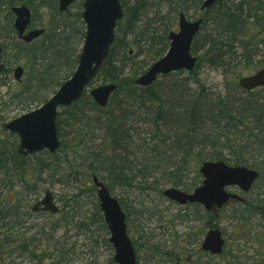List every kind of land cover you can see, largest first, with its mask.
<instances>
[{
  "label": "trees",
  "instance_id": "16d2710c",
  "mask_svg": "<svg viewBox=\"0 0 264 264\" xmlns=\"http://www.w3.org/2000/svg\"><path fill=\"white\" fill-rule=\"evenodd\" d=\"M120 1L124 18L117 24L110 55L96 78L117 85L108 105L99 106L88 90L85 91L80 100L59 112L57 126L61 148L54 154L44 150L23 156L18 152L16 134L9 132L8 137H3L5 132L8 133L3 129L8 106L19 101L26 106L39 107L72 76L85 37L83 0H76L71 7L75 8L73 12L71 9L61 12L59 0H0L3 58L7 61L8 51H14V58L22 61L27 70L26 77L16 81L17 87L7 92L9 98L0 96V264H68L78 255L77 241L70 243L71 231H74V236L84 237L82 245L88 248V253H92L93 247L99 244L113 249L96 195L94 176H98L112 193L114 186H120L160 191L162 194L161 186L165 183L184 190L193 189L192 184L186 182L192 161L201 164L206 160H223L230 165H245L259 170L261 176L254 187L264 180V87L247 91L238 84L243 76L238 69L240 64L252 68V72L264 67V48H261L264 46L261 38L264 35V0H219L203 11L201 31L192 44V52L198 56L195 68L161 76L164 81L158 79L148 86L139 85L138 77L167 52L169 34L177 26L175 22L179 14L200 11L203 0ZM151 1L157 8L164 4L169 10L139 25L143 11ZM15 5H27L32 9L31 26L39 25L45 29L41 37L31 43L18 38L13 24L12 7ZM41 8L48 9L50 16L37 23L36 11ZM76 38L78 41L75 43L79 47L72 41ZM131 44L138 49L129 50ZM144 46L148 47V57L137 60ZM120 50L125 52L117 57ZM205 68L224 70V92H213L202 82L200 75ZM11 71V66L5 63L2 73L6 75ZM228 72L234 75L233 80L227 76ZM1 78L0 83L4 84ZM168 78L170 83L167 84L165 80ZM142 108H155L151 119L147 117L149 110H146V118L140 119ZM140 122L151 125V130L147 132L148 138L139 143L137 138L141 134L135 125ZM67 127L72 129L73 136L69 149L64 138ZM96 142L97 147L94 145ZM139 144L142 158L133 159L129 147ZM254 150L257 153H253ZM68 151L80 161L81 184L86 187H80L77 193L64 201L61 219L50 225L38 224L40 228L27 236L22 218L33 212L28 199L31 194H39V183L47 181L43 176L56 177L52 181L61 183L64 175L78 174L70 168ZM64 164L69 166L68 170L62 168ZM158 173L165 174L161 179H155ZM151 178L154 180L147 182ZM20 185L23 189H17ZM257 195L263 197L257 200L247 198L244 204L234 202L228 220L230 224L246 229L250 237L253 234L255 244L260 245L262 251L250 255L246 254L247 249L242 254L240 248L244 244L235 247L236 254L231 251L234 246L225 248L223 253L229 257L226 264H264V226L259 220L264 219V187ZM119 201L130 221L125 199ZM194 205L198 213L195 212V218L183 215L186 222L206 219L201 214L200 205ZM206 215L210 219L218 212ZM209 222V228L219 226L211 220ZM62 227L65 228L63 235L57 236ZM239 233L238 238L247 236L242 231ZM227 235L229 239L230 233ZM195 242L193 238L190 243L195 245ZM134 245L138 252L136 241ZM195 247L185 248L180 254L168 247L165 249L161 244L156 251L168 264L194 263L189 261L194 252L199 259L212 257L204 253L197 243ZM242 256L246 257L245 263L240 261ZM109 264H115L113 258Z\"/></svg>",
  "mask_w": 264,
  "mask_h": 264
},
{
  "label": "water",
  "instance_id": "95a60500",
  "mask_svg": "<svg viewBox=\"0 0 264 264\" xmlns=\"http://www.w3.org/2000/svg\"><path fill=\"white\" fill-rule=\"evenodd\" d=\"M218 0H205L202 10L211 7ZM75 0H60L61 11H66ZM83 20L86 24L85 41L80 54L78 66L74 74L65 81L57 92L39 108L27 112L3 125L5 130L16 133L19 137L18 152L30 155L48 150L57 152L61 147L57 120L59 110L70 106L79 100L86 88L93 82L105 60L110 55L115 41L118 21L124 17L120 0H84ZM16 14L15 28L25 41H32L43 33V29L30 30L25 33L31 21V10L26 5L13 7ZM203 19L188 20L184 13L180 14L179 31L169 35L170 47L168 52L137 79L141 86L153 84L160 75H166L177 70H192L196 66L197 57L191 53L195 36L201 28ZM2 47H0V75L4 64L1 62ZM24 69L18 66L14 76L21 80ZM239 85L246 90L264 86V68L239 79ZM117 89L115 83L94 87L90 95L101 107L108 105L112 93ZM200 172L202 184L193 192H185L178 188H167L164 195L180 204L199 203L205 209H218L231 199L244 200L237 193L228 190L236 186L242 191H249L259 172L244 165L232 166L223 160L203 162ZM98 187L97 196L104 220L108 226L109 241L114 249L116 264H137L136 251L127 230L126 214L119 200L111 194L104 182L94 176ZM51 190L39 200L33 210L59 212ZM226 240L220 228L210 229L202 242V249L212 254H221Z\"/></svg>",
  "mask_w": 264,
  "mask_h": 264
},
{
  "label": "rangeland",
  "instance_id": "374dc122",
  "mask_svg": "<svg viewBox=\"0 0 264 264\" xmlns=\"http://www.w3.org/2000/svg\"><path fill=\"white\" fill-rule=\"evenodd\" d=\"M153 2L154 1H151L148 7L145 8V10L143 11L144 16L142 17V22H140L139 25L144 24L143 22L146 21L148 18H152L153 16L158 15L159 13L164 14L169 10L168 6L164 4L157 8V6H154ZM71 11L72 12L75 11V8H71ZM36 15L38 19L37 23L41 21L44 22L45 19L49 18L50 12L46 8H41V9H37ZM188 15L190 16V18H195V17H199L202 14L200 13V11L196 12L194 10H190V12H188ZM175 25L177 26L174 27L172 30H178V19L176 20ZM261 38H263L264 40V35H262ZM76 40L78 41L77 38L72 40L74 41L75 46H77V43H75ZM80 48H82V45L80 46ZM261 48H264V46H262ZM130 49H133V51H136L138 48H136L134 45L131 44V46L129 47V50ZM147 50H148V47L144 46V51L137 60L146 59V57H148ZM124 52L125 51L120 50L117 52L116 56L120 57V55L123 54ZM134 53L135 52H132V54ZM13 54H14V51H8V56L6 58L7 61L4 60V62L5 63L8 62V65L11 66L12 68V71L10 73H7L6 75L3 74L1 78L2 80H4V84L0 83V96L4 95L5 99L9 98V96L7 95V92H9L10 89L12 90L17 87L16 80L13 75L14 68L19 64L25 68L23 76H22L23 79L26 77V72H27L25 64L22 61H17L14 58ZM128 66H131V65L129 64ZM128 69L129 68L126 69V72H128ZM238 69L242 73V75H248L253 71L252 68H246L243 66V64H240ZM186 75L187 74H183V76H186ZM200 76L203 80L202 82L211 91L224 92L225 73L223 69L222 70L219 69V71H217L215 69L213 70V69L205 68L202 70V74ZM227 76L231 80L234 79V75L232 74V72H228ZM159 80L162 81L163 79L160 78ZM169 80H170L169 78L166 79L165 83L167 84L170 83ZM105 83L106 82L103 81L102 79H95L92 85L90 86V88H92L93 86L103 85ZM36 108L38 107L34 105L26 106L25 104L19 103V101L18 102L14 101L8 106V112L6 113V117H7L6 121L15 119ZM154 109L155 108H142L140 110V116H141V117L139 116L140 119L143 120V118H146V114H147L146 110L150 111V114L147 117L151 119V117L153 116ZM173 125H175V123H173ZM135 126L138 132L141 134L139 135V138H137L139 143L141 142V140L144 142V139L148 138L147 132L151 130V125H147L143 122H140L136 124ZM1 128L2 127L0 126V130ZM71 130L72 129L68 127L64 129V132H65L64 138L66 142L69 143L67 149H69V147L71 146L70 145L71 140L73 139V136L70 132ZM8 134L9 132L8 133L5 132L3 137L6 138V135L8 137ZM11 139L13 140L14 138H11ZM94 145L95 147H97L98 142H96ZM140 147H141L140 144L135 145L134 147H129V154L131 158L133 159L142 158L140 154L143 155V153L139 151ZM253 153H257V151L254 150ZM134 155H138V156H134ZM247 156L251 157V154H248ZM68 157L72 165L70 168H74L78 172V174L75 173L73 176L71 174L69 177H65L68 175H64L61 183L53 182L52 180H55L56 177L51 179V177H47V174H45L43 178H45L47 181L46 182L42 181V183H39L40 184L39 194H34V195L31 194L29 196L28 200H29L30 207L33 206L36 201H38L44 196L45 191L47 189H50L55 195L57 204L61 207V210H63L64 201L68 199L72 194L77 193L80 187L81 188L86 187L83 184H81L82 170L79 167L80 161L77 159L75 160L76 157L74 156L73 153L69 151H68ZM200 166L201 164H198L196 161H192L191 162L192 170L186 178V182L189 184H192L193 189L196 186L200 185L202 181L201 174L199 172ZM62 168H65V170H68L69 166L68 165L66 166L64 164ZM164 174L165 173H158L154 176V178L161 179V176H164ZM154 178L147 180V182H152ZM263 182L264 180L260 181L257 184V186L254 187V189L247 194V198H253L254 200H257L259 197L260 198L263 197L262 195L261 196L257 195L259 191L263 190V187H264ZM168 187H172L171 184L165 183L164 185L161 186V191H164ZM20 188L23 189L21 185L17 187V189H20ZM112 194L116 196L118 199H125L126 201V204H127L125 205L126 210L130 212V221L128 220L129 233H130L132 240L134 242L136 241V245H138V252H137V258H139L138 264H156V263L157 264H168L167 260L164 259V256H162L161 254L158 253V251H156L157 249L156 247L160 246L161 244L163 245L165 249L166 247H168L169 249H173L175 253H180L185 248H188V249L196 248L195 247L196 243H197V246L199 247L200 242L202 241L203 236L206 233L207 227L204 225V222L210 221V220L213 223H217L219 227L222 229V231L224 232L225 237L227 239L226 249L234 246L233 250L231 249L233 254H236L237 249H235V247L238 246L239 244L241 245L244 244V246L240 248V251L242 254L245 253L247 249L248 251L246 252V254H250V255H256L257 253H261L262 251L261 246L255 244L253 234L250 237L247 233V230L246 229L243 230L242 226L240 227L238 225L235 226L233 224H230L228 220V214L230 213V210L234 207L233 205L224 207L218 213L217 216H214L213 218L210 217V219L206 215L203 207L200 206V210L201 209L203 210V211L201 210V214L205 216L206 219L203 221L200 220L198 222L197 221L186 222L183 215H189V218H195V212L198 213L195 205L190 204V203L181 205L176 201L170 200L165 195H163V193L161 194L160 191H154V190L142 191L140 188L124 189L123 187H120V186H114V190ZM238 207L242 208L244 207V205L238 206ZM90 208L91 210L93 209V207L91 206ZM63 213L62 211H60V213L58 214H53L50 212H43V211L31 212L29 216L22 218L23 223L25 225V228L23 230H25L27 236H30L34 234L35 231H37V229H39L40 226L43 225L44 223H46L47 225H50L53 222H56L57 220L61 219ZM256 218L259 219L258 216ZM259 220H260V223H262L264 226V219L263 220L259 219ZM38 224L40 225L39 227L37 226ZM64 229L65 228L62 227L58 231L57 236L63 235ZM201 230H202V234H198V232ZM236 231H239V232L242 231L243 233L247 234V236H244L245 238H238L239 234L241 233L239 232L236 233ZM73 232L74 231L70 232V236L71 234L73 235V237L72 236L70 237V241H71L70 243L72 245L73 244L72 241H77L76 252H78V255L73 261L69 262L68 264H109L110 259L113 258L114 256L113 249L111 248L109 249L105 245L99 244L98 246L93 247L92 253L91 252L88 253L87 251L88 248L82 245L84 242V237L82 235L74 236ZM228 233H230L229 239L227 235ZM193 238L196 241L195 245L194 244L191 245L190 243ZM188 240L190 241L186 243L185 241H188ZM245 241H247L246 244L244 243ZM89 251H90V247H89ZM180 254H182V252ZM194 254H196V252H194ZM189 257H190L191 262H194L192 264H206L208 262H209L208 264H226L228 255L223 253L221 255L212 256L211 258L202 257L199 259L197 255L191 254V256ZM18 260H21V258ZM197 261H200L201 263ZM240 261L245 263L246 257H243V256L240 257Z\"/></svg>",
  "mask_w": 264,
  "mask_h": 264
},
{
  "label": "flooded vegetation",
  "instance_id": "af4514ba",
  "mask_svg": "<svg viewBox=\"0 0 264 264\" xmlns=\"http://www.w3.org/2000/svg\"><path fill=\"white\" fill-rule=\"evenodd\" d=\"M203 4H204V0H203ZM203 4L201 5V7H200V10H202V6H203ZM14 7V6H13ZM13 7H12V12H13V14H14V21H13V24H14V28H15V19H16V14L14 13V11H13ZM31 9V8H30ZM69 9H71V8H69ZM69 9H67L66 11H61V9H60V0H59V10L61 11V12H67ZM31 12H32V9H31ZM32 15H33V12H32ZM82 17H83V15H82ZM31 23H32V17H31V21H30V23H29V25L27 26V29H26V31H25V33H27V32H29L30 30H35V29H44L43 27H40L39 25L38 26H35V27H32L31 26ZM85 23V22H84ZM86 25V24H85ZM15 30H16V32H17V34H18V38L20 39V40H22V41H24V42H27V43H31V42H33L34 40H36L38 37H36V38H34L32 41H25L22 37H20L19 36V33H18V31H17V29L15 28ZM0 47H2V57H1V62L2 63H5L4 62V58H3V54H4V47L2 46V45H0ZM5 68V67H4ZM15 70V69H14ZM260 176H261V174L259 175V178H260ZM259 178L257 179V181L259 180ZM253 189V188H252ZM252 189L250 190V191H248V192H243L240 188H238V187H232V188H229V190L230 191H233L234 193H238L240 196H243L245 199L244 200H238V199H233V200H230L226 205H224L221 209H219L220 211L224 208V207H227V206H229V205H232L234 202H239V203H242V204H244L245 203V201H246V199H247V194L249 193V192H251L252 191ZM246 195V196H245ZM204 209V208H203ZM205 210V213H208L209 212V210H207V209H204ZM213 211L212 212H218V210H216L215 208H213L212 209ZM219 211V212H220ZM256 212V211H255ZM210 222L209 221H205L204 222V225L205 226H207V228H206V233H207V231L210 229L209 228V226H208V224H209ZM128 225V231H129V223L127 224ZM202 233V230L201 231H199L198 232V234H201ZM206 233L204 234V235H206ZM130 234V233H129ZM197 236V235H196ZM196 236H194V237H196ZM204 237V236H203ZM203 240V239H202ZM201 243H202V241L200 242V245H201ZM201 248H202V245H201ZM202 251L204 252V253H208V254H210V255H212V256H214L213 254H211L209 251H204L203 249H202ZM223 254V253H222ZM193 255H196V254H194L193 253ZM191 256V255H190ZM189 261L191 262V260H190V257H189ZM192 264V263H191Z\"/></svg>",
  "mask_w": 264,
  "mask_h": 264
}]
</instances>
